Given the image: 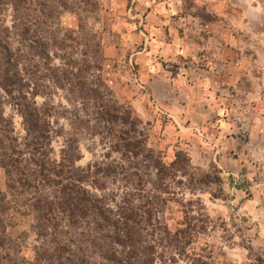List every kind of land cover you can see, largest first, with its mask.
Here are the masks:
<instances>
[{
    "label": "rangeland",
    "instance_id": "1",
    "mask_svg": "<svg viewBox=\"0 0 264 264\" xmlns=\"http://www.w3.org/2000/svg\"><path fill=\"white\" fill-rule=\"evenodd\" d=\"M5 1L0 19L9 26L14 11ZM65 1L69 10L61 8ZM167 3L184 18L177 20L183 22L175 34L183 38L186 54L149 59L146 39L172 33L171 24L158 16ZM18 6L16 21L32 23L31 39H76L74 50L53 48L61 56L79 55L80 39H89L86 31L97 33L105 81L116 99L140 117L149 145L166 163L177 151L185 152L197 174L210 175L212 182L192 193L177 189L179 201L194 200V211L207 213L206 231L196 235L187 256L156 264H192L200 256L205 264H264V0H22ZM51 9L47 18L44 13ZM48 26L56 32L44 33ZM164 74H178V86L167 89ZM152 78L157 81L151 91L146 81ZM43 100L36 98L37 104ZM48 100L66 104L60 91ZM160 102L173 107V116ZM2 108L21 133L16 111L7 103ZM58 125L67 131L64 119L58 118ZM51 145L57 157L63 137H53ZM79 147L80 166L104 151L90 137L81 139ZM0 187L5 190L2 168ZM182 209L171 202L165 210L171 230L182 224ZM18 211L7 232L21 242L22 255L31 262L38 243L32 214Z\"/></svg>",
    "mask_w": 264,
    "mask_h": 264
},
{
    "label": "trees",
    "instance_id": "2",
    "mask_svg": "<svg viewBox=\"0 0 264 264\" xmlns=\"http://www.w3.org/2000/svg\"><path fill=\"white\" fill-rule=\"evenodd\" d=\"M19 1H5L14 11L9 26L0 19V168L5 175L0 264H156L187 256L210 219L205 211H194V200L179 201L177 189L192 193L211 183L210 175L197 174L185 152L177 151L166 163L149 145L140 117L105 81L97 33L86 31L89 39H80L79 55L61 56L53 48L74 50L76 39H31L32 23L15 18ZM61 8L70 6L65 1ZM83 26L80 22L78 28ZM50 28L44 33L56 32ZM57 91L65 105L48 100ZM37 97L44 99L41 104ZM4 103L21 118V133L4 114ZM58 118L66 121V132ZM55 136L63 137L57 157L51 145ZM85 137L104 151L80 166L79 142ZM171 202L183 207L182 224L174 230L164 220ZM21 209L31 212L38 241L31 262L7 232ZM191 260L205 264L201 256Z\"/></svg>",
    "mask_w": 264,
    "mask_h": 264
},
{
    "label": "crops",
    "instance_id": "3",
    "mask_svg": "<svg viewBox=\"0 0 264 264\" xmlns=\"http://www.w3.org/2000/svg\"><path fill=\"white\" fill-rule=\"evenodd\" d=\"M176 14V15H175ZM159 19L164 21L165 23H170L171 26V30L172 33L170 34V36L168 38H161V39H146V48L144 49V52L146 54H149V59L151 58H155L157 56V54H159L158 56L161 58L162 54L166 57L167 55H170L172 57L175 56H183L184 54H186V47H185V42L183 41V38H180V36L175 32H176V26H178V24H182L183 21H177V20H183L184 18H182V16H177V9L174 5L167 3V5H163V9H162V15H158ZM180 22V23H179ZM187 29V28H186ZM163 80H164V84L166 85L167 89H169L170 91L173 89V87L175 88L176 85L178 86V74H176L175 76H171V75H163ZM156 79L152 78L147 80V85L148 87H150V90L152 91V87L154 82L156 83ZM160 84H162L160 82ZM161 100V99H160ZM172 101L175 102V99L172 98ZM171 101V102H172ZM172 102V103H173ZM161 107H166L170 113L169 115H172V108L168 109L167 105L169 104H163L162 102H160ZM174 104V103H173ZM175 114V113H174ZM173 116V115H172Z\"/></svg>",
    "mask_w": 264,
    "mask_h": 264
}]
</instances>
